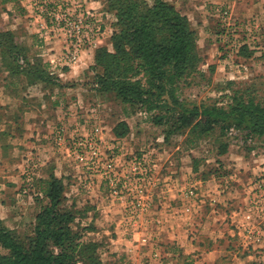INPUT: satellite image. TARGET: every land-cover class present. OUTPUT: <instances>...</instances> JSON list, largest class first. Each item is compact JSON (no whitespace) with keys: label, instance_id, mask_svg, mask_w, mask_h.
<instances>
[{"label":"rangeland","instance_id":"rangeland-1","mask_svg":"<svg viewBox=\"0 0 264 264\" xmlns=\"http://www.w3.org/2000/svg\"><path fill=\"white\" fill-rule=\"evenodd\" d=\"M19 2L31 21L0 28V224L32 235L57 177L59 207L93 244L95 261L76 264H206L181 240L196 232L191 222L218 217L240 237L213 264H264V136L154 124V112L93 86L97 50H112L107 0ZM197 7L189 20L201 61L179 93L264 103V9L235 17L227 4Z\"/></svg>","mask_w":264,"mask_h":264},{"label":"trees","instance_id":"trees-1","mask_svg":"<svg viewBox=\"0 0 264 264\" xmlns=\"http://www.w3.org/2000/svg\"><path fill=\"white\" fill-rule=\"evenodd\" d=\"M107 1L115 10L112 50H97L102 70L93 86L154 112V124L172 120L175 128L199 133L218 126L264 136L263 102L233 96L223 106L191 102L179 93V80L201 61L197 33L187 15L166 0ZM63 189L59 178L48 180V202L36 214L32 235L19 237L0 224V247L5 250L0 264H76L81 255L82 263L95 261L88 251L93 244L74 231V214L59 207Z\"/></svg>","mask_w":264,"mask_h":264},{"label":"crops","instance_id":"crops-1","mask_svg":"<svg viewBox=\"0 0 264 264\" xmlns=\"http://www.w3.org/2000/svg\"><path fill=\"white\" fill-rule=\"evenodd\" d=\"M176 6L181 12L185 13L189 19L193 20L191 12L193 8L202 6V3L227 4L231 15L235 17H250L264 9V0H166ZM19 0H0V28L2 29H18L17 26L25 25L30 19V13L20 7L17 10ZM16 23V24H15ZM226 154H230L226 152ZM191 228L196 232L188 240H181L186 244L190 242L194 251V257H201L206 264H213V261L222 259L228 253H234V248L230 247V243L236 240L240 230L232 223L218 217L216 221H195L191 222ZM178 225V223H176ZM171 238L177 239L178 236L169 233ZM239 241V240H236ZM243 258L249 257L244 252Z\"/></svg>","mask_w":264,"mask_h":264}]
</instances>
